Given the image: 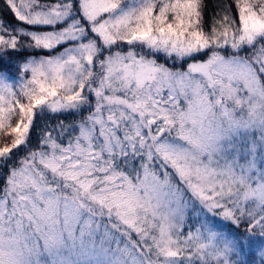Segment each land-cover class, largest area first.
Instances as JSON below:
<instances>
[{"label": "snow or ice", "instance_id": "obj_1", "mask_svg": "<svg viewBox=\"0 0 264 264\" xmlns=\"http://www.w3.org/2000/svg\"><path fill=\"white\" fill-rule=\"evenodd\" d=\"M5 5L0 264H264V0Z\"/></svg>", "mask_w": 264, "mask_h": 264}, {"label": "trees", "instance_id": "obj_2", "mask_svg": "<svg viewBox=\"0 0 264 264\" xmlns=\"http://www.w3.org/2000/svg\"><path fill=\"white\" fill-rule=\"evenodd\" d=\"M204 2V18H205V27L206 29L210 26L212 22V18L217 15L223 8V6L227 3L230 4L232 3V0H203ZM233 15H236L235 7L233 6L232 9ZM0 22H3L7 25L10 26H18V22L15 20L13 14L7 9L5 5V0H0ZM24 55H27V53H23L21 55H17L15 53H10L9 57H6L5 59L9 60L10 63L15 64L17 63L20 59L23 58ZM12 76H15L16 73L13 70L11 72ZM76 119V118H73ZM38 122V132L41 133L42 129L44 128L41 123H44V125L49 124L53 125L54 123L51 122V119L47 116V114L43 116H38L36 118V121ZM14 156V155H13ZM6 175V174H5ZM192 223V221H189ZM230 227V226H229Z\"/></svg>", "mask_w": 264, "mask_h": 264}, {"label": "rangeland", "instance_id": "obj_3", "mask_svg": "<svg viewBox=\"0 0 264 264\" xmlns=\"http://www.w3.org/2000/svg\"><path fill=\"white\" fill-rule=\"evenodd\" d=\"M124 49L126 50L127 49V45H124L123 46ZM245 52L248 51V49H245L244 50ZM199 59H206V57L204 56H201L199 57ZM159 60L161 63H167V65L169 67H174V68H181L182 65L180 64L179 61L177 62H173L172 60H165V57L163 55H161L159 57ZM186 63L183 65V67H186ZM47 116L51 119V122L56 124L59 120H64L66 123H70L72 122L74 119L73 118H76V119H79V116L77 114H69V113H63V114H59V115H51V114H47ZM40 124V123H39ZM38 122H35V127L33 128L32 130V133H31V140H30V145L31 147L35 148L37 146V142H38V139H39V136H40V133L38 132ZM53 124V125H54ZM41 125L45 126L44 123H41ZM15 151V155L13 156L12 160L9 161V164H15L16 161H17V158L24 155L25 152L27 151V149L21 147L20 149L18 150H14ZM8 171V168L6 166H0V185H3L4 181H5V177H6V173Z\"/></svg>", "mask_w": 264, "mask_h": 264}]
</instances>
